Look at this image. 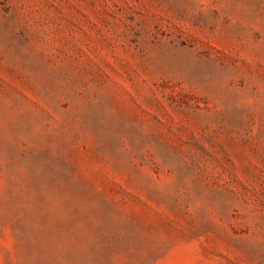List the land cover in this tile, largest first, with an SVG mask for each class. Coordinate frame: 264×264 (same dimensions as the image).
Here are the masks:
<instances>
[{
    "label": "rangeland",
    "instance_id": "rangeland-1",
    "mask_svg": "<svg viewBox=\"0 0 264 264\" xmlns=\"http://www.w3.org/2000/svg\"><path fill=\"white\" fill-rule=\"evenodd\" d=\"M0 264H264V0H0Z\"/></svg>",
    "mask_w": 264,
    "mask_h": 264
}]
</instances>
